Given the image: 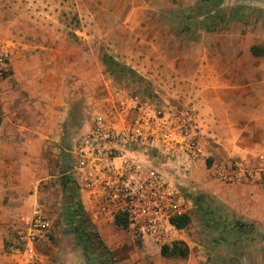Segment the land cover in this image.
<instances>
[{
	"label": "rangeland",
	"instance_id": "obj_1",
	"mask_svg": "<svg viewBox=\"0 0 264 264\" xmlns=\"http://www.w3.org/2000/svg\"><path fill=\"white\" fill-rule=\"evenodd\" d=\"M252 45L264 49V0H0V47L10 51L0 70V124L21 144L33 142L44 205L6 230L3 251L13 263L25 264L20 231L38 212L51 228L36 242V264L44 255L58 264L62 253L69 264H264V236L237 228L249 222L211 183L189 185L190 222L165 242L84 210L104 247L86 249L67 223L63 187L64 149L87 127L88 99L103 80L157 104H184L197 89L186 79L190 63L220 62L223 48L241 54ZM205 49L213 53L199 56ZM174 241L188 247L186 257L161 255Z\"/></svg>",
	"mask_w": 264,
	"mask_h": 264
},
{
	"label": "built area",
	"instance_id": "obj_2",
	"mask_svg": "<svg viewBox=\"0 0 264 264\" xmlns=\"http://www.w3.org/2000/svg\"><path fill=\"white\" fill-rule=\"evenodd\" d=\"M9 55L0 47V70ZM87 113V127L64 149V177L89 217L114 222L122 216L136 237L165 242L176 229L171 217L188 213L189 185L195 186L193 171L201 162L209 179L264 185V151L248 158L219 153L221 144L209 134L193 95L184 104H157L106 78L90 95ZM50 228L37 212L20 231L25 264H36V242Z\"/></svg>",
	"mask_w": 264,
	"mask_h": 264
},
{
	"label": "crops",
	"instance_id": "obj_3",
	"mask_svg": "<svg viewBox=\"0 0 264 264\" xmlns=\"http://www.w3.org/2000/svg\"><path fill=\"white\" fill-rule=\"evenodd\" d=\"M260 48L262 54L253 55L250 46L241 54L236 47L228 46L222 49L220 62L213 60L203 65L190 63L187 66L195 71L186 79L191 86L197 87L193 96L197 98L209 134L221 144V154L248 158L264 151V49ZM207 51L205 49L198 55L205 57ZM204 57H198V60H205ZM185 74L181 73L180 77ZM12 135L11 130H5L0 124V264H14L11 256L3 251L4 234L14 218L18 217V222L35 212L37 207L44 206L37 192L39 180L35 148L31 146L33 142L21 144ZM205 149L210 155L216 154V149L209 145H205ZM203 164L201 162L193 171L195 186L203 181L218 187L228 206L240 210L249 222L242 227L245 230L252 228L264 236V185L230 184L209 179ZM66 183L70 185L67 180ZM53 208L49 205L40 211L50 213ZM61 255L58 264L71 262L68 253ZM44 256V264H53V256Z\"/></svg>",
	"mask_w": 264,
	"mask_h": 264
},
{
	"label": "trees",
	"instance_id": "obj_4",
	"mask_svg": "<svg viewBox=\"0 0 264 264\" xmlns=\"http://www.w3.org/2000/svg\"><path fill=\"white\" fill-rule=\"evenodd\" d=\"M201 7L205 5L208 6L212 2V0H199ZM209 30L217 29V25L215 23V17L211 16L209 19ZM250 50L253 55L262 54V49L258 46L252 45ZM63 187L66 188L67 196H69L67 211H66V219L67 223L72 227V231L76 236L77 241L82 246L83 249H86L88 245H100L103 247L98 234L91 229L92 223L81 208L79 201L77 200V193L73 186L68 185L66 180L63 182ZM114 222L116 225L126 228V221L122 216L116 215L114 218ZM171 224L176 229H183L190 222L189 213H185L179 216L171 217ZM243 224L236 225L237 228L241 230ZM88 242V243H87ZM97 242V243H96ZM96 243V244H95ZM160 253L163 256L168 257H186L188 254V247L181 241H174L171 245H162L160 247Z\"/></svg>",
	"mask_w": 264,
	"mask_h": 264
}]
</instances>
